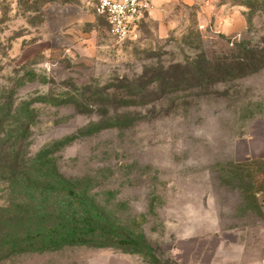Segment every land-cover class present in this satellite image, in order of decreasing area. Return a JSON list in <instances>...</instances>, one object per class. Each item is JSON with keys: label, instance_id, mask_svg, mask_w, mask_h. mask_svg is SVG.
<instances>
[{"label": "rangeland", "instance_id": "374dc122", "mask_svg": "<svg viewBox=\"0 0 264 264\" xmlns=\"http://www.w3.org/2000/svg\"><path fill=\"white\" fill-rule=\"evenodd\" d=\"M95 3L0 0V264H261L264 0Z\"/></svg>", "mask_w": 264, "mask_h": 264}, {"label": "built area", "instance_id": "2783aa9c", "mask_svg": "<svg viewBox=\"0 0 264 264\" xmlns=\"http://www.w3.org/2000/svg\"><path fill=\"white\" fill-rule=\"evenodd\" d=\"M150 0H97L95 11L106 18L111 32L119 38L134 34L147 19ZM264 208V196L261 198Z\"/></svg>", "mask_w": 264, "mask_h": 264}, {"label": "crops", "instance_id": "0c3cea01", "mask_svg": "<svg viewBox=\"0 0 264 264\" xmlns=\"http://www.w3.org/2000/svg\"><path fill=\"white\" fill-rule=\"evenodd\" d=\"M150 1L151 10L146 20H150L153 17V13L160 9L165 0ZM249 133L247 136L245 134L235 141L233 145L234 162L244 161L250 158L264 159V118L255 120L250 126ZM240 146L242 151L239 150ZM261 264H264V261Z\"/></svg>", "mask_w": 264, "mask_h": 264}, {"label": "trees", "instance_id": "16d2710c", "mask_svg": "<svg viewBox=\"0 0 264 264\" xmlns=\"http://www.w3.org/2000/svg\"><path fill=\"white\" fill-rule=\"evenodd\" d=\"M37 211L36 209H32L31 212H32V215L35 216V218L37 219H40V218H43L45 217V215H41V214H46L47 212L46 211H42L43 213H38V212H35ZM36 234H40L38 231L36 232Z\"/></svg>", "mask_w": 264, "mask_h": 264}]
</instances>
